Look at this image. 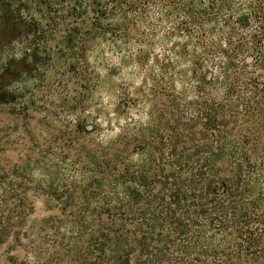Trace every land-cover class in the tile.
<instances>
[{
	"label": "clouds",
	"instance_id": "obj_1",
	"mask_svg": "<svg viewBox=\"0 0 264 264\" xmlns=\"http://www.w3.org/2000/svg\"><path fill=\"white\" fill-rule=\"evenodd\" d=\"M48 2L53 8L71 6ZM209 3L123 0L119 7L108 3L115 14L103 23L112 31H100L91 28L95 14L85 0L88 23L72 47L65 46L63 23L49 27L53 14L46 6L22 13L26 30L0 46V111L42 117L38 124L32 121L37 139L42 148L52 144L56 149L28 172L29 181L46 183L55 170L63 182L83 188L100 163L111 162L115 172L146 168L157 142L161 138L170 142L177 124L202 122L211 108L225 101L242 113L257 92L264 96V89L258 88L264 83V68L258 72L259 64L238 67L237 58V46L251 44L252 35L264 31V0H215V10L206 16L188 12L193 7L208 9ZM84 31L93 35L85 36ZM64 155L69 163H63ZM253 167L258 179L251 182L255 191L249 199L261 194L257 211L264 214V156ZM184 175H189L187 170ZM106 183L114 193L115 187ZM187 190L202 188L190 184ZM199 205L207 215L185 213L188 227L179 238L174 226L166 224L157 229L162 235L155 242L141 245L132 235L97 252L75 231L60 246L54 243L57 235L41 233L26 252L37 264L42 258L47 264H113L119 252L133 250L137 264H264V231L242 239L223 195L213 205L205 201ZM0 211L5 215L9 211L2 202ZM213 217L218 221L209 226ZM28 231L31 241L35 228Z\"/></svg>",
	"mask_w": 264,
	"mask_h": 264
},
{
	"label": "trees",
	"instance_id": "obj_2",
	"mask_svg": "<svg viewBox=\"0 0 264 264\" xmlns=\"http://www.w3.org/2000/svg\"><path fill=\"white\" fill-rule=\"evenodd\" d=\"M41 2L48 8V12L54 10L58 13L63 10L53 8L48 0ZM55 2L71 5L66 8V16L75 19L73 24L69 21L65 23L67 33L64 41L65 46L72 47L80 36L82 26L88 23V9L83 7L85 0ZM88 3L95 14L91 28L112 31V26L105 25L103 21L114 15L115 10L108 9L106 5L112 3L119 7L123 0H88ZM189 3L195 4V0H189ZM214 3L215 0H210L208 9L197 10L193 7L188 12L206 16L209 11L215 10ZM80 18L82 19L79 21ZM57 19L60 23L65 21L61 15ZM242 20L246 25L247 17ZM119 27L115 26L116 31H119ZM84 35L93 33L84 31ZM237 48L240 62L238 67L250 69L259 64L257 71L264 68L261 63L264 56L260 55L261 50H264V31L259 35L253 34L251 44L241 43ZM71 67L74 69L75 66ZM252 83L256 85L255 80ZM258 88L264 89V83L259 84ZM237 108L238 106L225 101L211 108L202 122L187 126L177 124L170 142H165L162 138L157 142L153 158L146 168L135 171L125 168L121 172H115L111 162L100 163L94 178L97 188L83 196L80 209L70 213L69 219L62 214L52 218L54 229L57 230L55 233L59 237L56 245L60 246L65 239H72V231H75L77 237L86 238L89 246L97 252L106 248L109 243L122 242L132 235L139 238L141 245H147L162 235L157 229H162L166 224L174 226L179 238L184 236L188 227L189 221L185 213L206 216L207 209L200 206L199 202L205 201L213 205L222 195L231 205L228 215L242 233V239L254 237L264 231V214L257 211L261 194L258 193L255 199H249L255 191L251 182L258 179L253 176V162L264 156V96L257 92L242 113ZM240 117L242 123L248 122L247 127L237 125ZM197 125L200 129L195 131ZM187 130H190L191 139L197 133L200 141L185 145L182 138L188 136ZM237 149L239 156L236 155ZM186 170L188 176L184 175ZM106 182L115 187L114 193L110 194L111 189ZM190 184L199 185L202 191H188ZM154 189L158 191L154 192ZM92 202L98 205L90 209ZM217 221L218 217H213L208 224L214 226ZM199 222L197 218L196 224ZM65 228L67 231L61 234L60 230ZM133 251L119 252L114 257L113 264H137ZM39 264H47V260L42 258Z\"/></svg>",
	"mask_w": 264,
	"mask_h": 264
},
{
	"label": "rangeland",
	"instance_id": "obj_3",
	"mask_svg": "<svg viewBox=\"0 0 264 264\" xmlns=\"http://www.w3.org/2000/svg\"><path fill=\"white\" fill-rule=\"evenodd\" d=\"M41 6H45L41 0H0V46L24 33L27 26L22 13L29 12L33 8L39 12ZM46 9L48 11L47 7ZM49 13L53 14L49 16L51 28L60 24L58 15L64 17L65 21L62 22L64 26L68 21L74 23L75 18L66 16L67 9L58 13L51 10ZM34 23L33 20V26ZM70 70L73 68L70 67ZM5 71L7 72V69ZM41 119L42 117L37 114L28 112L17 115L15 112L0 111V191L3 192L0 202L9 210L7 215L0 211L2 264H35L36 260L26 252L29 245L35 243L41 233L56 235L53 232L55 223L52 222V218L62 214L69 219L70 213L80 209L83 196H87L92 189L97 188V182H94L95 175L83 188H78L63 182L55 170H53L54 178L50 177L46 183L29 181L28 172L46 162V158L56 150L52 144L42 148L37 139L32 121L38 124ZM241 119L242 117L238 119L237 125L247 127L248 122L242 123ZM199 129L200 126L197 125L195 131ZM189 131H186L188 136L182 138L183 143L188 146L199 140L197 133L191 139ZM62 160L63 163H69L67 155H64ZM96 205L98 203L92 202L89 207L91 209ZM30 222H39L40 226L36 227ZM29 228H35L31 241ZM9 237L13 242H9ZM54 243L56 244V241Z\"/></svg>",
	"mask_w": 264,
	"mask_h": 264
}]
</instances>
